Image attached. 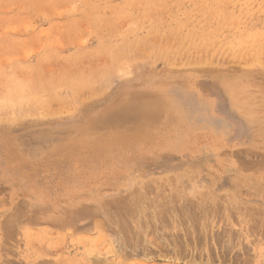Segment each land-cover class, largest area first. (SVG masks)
<instances>
[{
	"label": "rangeland",
	"instance_id": "1",
	"mask_svg": "<svg viewBox=\"0 0 264 264\" xmlns=\"http://www.w3.org/2000/svg\"><path fill=\"white\" fill-rule=\"evenodd\" d=\"M262 230L264 0H0V264H264Z\"/></svg>",
	"mask_w": 264,
	"mask_h": 264
},
{
	"label": "crops",
	"instance_id": "2",
	"mask_svg": "<svg viewBox=\"0 0 264 264\" xmlns=\"http://www.w3.org/2000/svg\"><path fill=\"white\" fill-rule=\"evenodd\" d=\"M142 109H143V107L142 108L139 107V106L136 107V105H134V106H131L126 111H124L123 115L122 114H119L118 111L117 112H114L112 114V116H110L112 120L109 122V126H111L112 128H114V129H112V131L116 130V128H120L119 124L120 125H129V124H127V123H129V121H127V120H130V117L133 120L134 119L136 120V121L134 120L136 125H139V118L143 119L146 116L158 115V113H159L158 111H155L154 109L153 110H149L146 113ZM132 111H134V112H132ZM130 124H131L130 127L134 125V123H130ZM149 160L150 161L151 160L155 161L157 159H149ZM156 172H175V171H165V170H160L159 169V170H156V171L152 170L150 172V174L151 173H156ZM128 173L129 172H127V173H120L118 176L117 175H114V173H113L112 177H110V178H114V179H117V178H122V179H133L134 178L135 179V178H138V177L144 178L142 176H138V175H135V174L129 175ZM149 175H147V176H149Z\"/></svg>",
	"mask_w": 264,
	"mask_h": 264
},
{
	"label": "bare ground",
	"instance_id": "3",
	"mask_svg": "<svg viewBox=\"0 0 264 264\" xmlns=\"http://www.w3.org/2000/svg\"><path fill=\"white\" fill-rule=\"evenodd\" d=\"M159 89V88H158ZM159 91H161V90H159ZM158 91V92H159ZM164 92H162V94L161 95H164L163 94ZM166 94V93H165ZM160 95V96H161ZM167 96V95H166ZM165 96V97H166ZM168 97V96H167ZM169 97H170V95H169ZM170 99H171V97H170ZM169 98H166V102L167 101H169L170 100ZM169 103V102H168ZM161 105H159L158 103H156V104H154L152 107H154V108H159ZM168 161V160H167ZM261 161V160H260ZM163 161H157V162H154V163H151V166H154V167H158V168H160V167H162V168H164V164L162 163ZM248 164V163H247ZM155 169H157V168H155ZM213 197H214V195H213ZM221 197H222V195H221ZM215 198V197H214ZM220 198V197H219ZM205 208V207H204ZM213 208V207H212ZM237 208V207H236ZM209 209V208H208ZM178 210V209H177ZM211 211V210H210ZM206 213V212H205ZM207 214H208V212H207ZM213 214V213H212ZM230 214V213H229ZM262 231H264V230H262ZM258 233V232H257ZM261 233V232H260ZM264 234V233H263ZM261 235V234H260ZM262 236V235H261Z\"/></svg>",
	"mask_w": 264,
	"mask_h": 264
}]
</instances>
